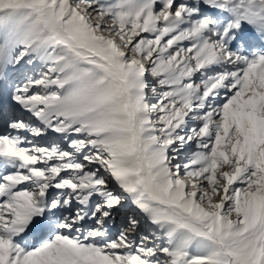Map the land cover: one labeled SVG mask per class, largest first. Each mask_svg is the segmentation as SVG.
<instances>
[{
    "label": "snow or ice",
    "instance_id": "6c2138e0",
    "mask_svg": "<svg viewBox=\"0 0 264 264\" xmlns=\"http://www.w3.org/2000/svg\"><path fill=\"white\" fill-rule=\"evenodd\" d=\"M0 264H264V0H0Z\"/></svg>",
    "mask_w": 264,
    "mask_h": 264
}]
</instances>
